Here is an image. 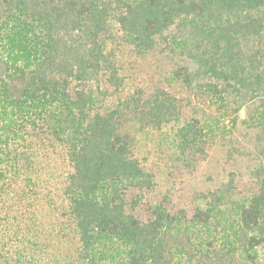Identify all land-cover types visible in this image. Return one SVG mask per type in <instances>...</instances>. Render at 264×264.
Returning a JSON list of instances; mask_svg holds the SVG:
<instances>
[{
    "label": "trees",
    "instance_id": "1",
    "mask_svg": "<svg viewBox=\"0 0 264 264\" xmlns=\"http://www.w3.org/2000/svg\"><path fill=\"white\" fill-rule=\"evenodd\" d=\"M121 47L170 54L171 82L213 113L163 88L103 110ZM133 129H169L187 166L220 142L248 157L253 186L217 176L191 214L143 218L156 181ZM38 130L67 151L66 227L28 211L32 183H18ZM0 207V264H264V0H0Z\"/></svg>",
    "mask_w": 264,
    "mask_h": 264
},
{
    "label": "rangeland",
    "instance_id": "2",
    "mask_svg": "<svg viewBox=\"0 0 264 264\" xmlns=\"http://www.w3.org/2000/svg\"><path fill=\"white\" fill-rule=\"evenodd\" d=\"M118 64L123 84L118 91H108L102 102L103 110L116 107L139 90L149 94L157 88H163L192 102L194 107L204 110L206 115L213 113L209 104L196 100L186 90L171 82L170 76L176 67V60L163 49L140 57L129 47H121ZM195 110L188 108L183 121L195 116ZM202 116L200 113L199 117ZM241 117L245 118V110L242 111ZM132 131L136 137L134 154L145 169L153 173L156 181V188L145 195L144 210L141 213L143 218L148 215L145 208L152 205H163L173 212L184 210L191 214L195 197L207 191L210 179L217 176L226 179L233 174L243 191L253 186L246 171L248 157L236 154L230 159L228 148L220 142L211 147L205 161L195 166H187L178 161L179 155L173 147L169 129L161 132L154 129ZM239 132L237 134L242 146L249 150L248 138L242 137L245 136V131L240 129ZM27 138L24 146L27 153V161L24 162L26 172L18 182L29 183V177L32 183V191L29 193L31 200L27 202L26 207L30 211L32 205H35L40 211V220L48 227L54 223L66 227L67 221L62 214L66 207L63 189L72 171L67 151L43 131H32ZM3 214L4 210H1L0 216ZM71 242L77 247V240Z\"/></svg>",
    "mask_w": 264,
    "mask_h": 264
}]
</instances>
